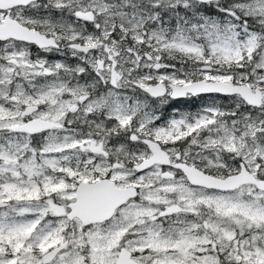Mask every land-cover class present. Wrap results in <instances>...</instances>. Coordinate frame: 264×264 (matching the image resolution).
Segmentation results:
<instances>
[{
  "label": "snow or ice",
  "instance_id": "1",
  "mask_svg": "<svg viewBox=\"0 0 264 264\" xmlns=\"http://www.w3.org/2000/svg\"><path fill=\"white\" fill-rule=\"evenodd\" d=\"M0 264H264V0H0Z\"/></svg>",
  "mask_w": 264,
  "mask_h": 264
}]
</instances>
